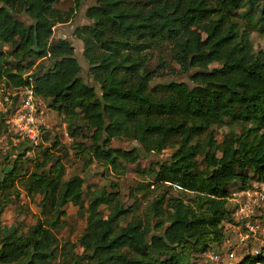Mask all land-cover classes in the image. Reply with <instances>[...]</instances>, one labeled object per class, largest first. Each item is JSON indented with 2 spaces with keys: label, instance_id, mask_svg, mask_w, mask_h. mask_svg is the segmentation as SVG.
I'll return each instance as SVG.
<instances>
[{
  "label": "trees",
  "instance_id": "1",
  "mask_svg": "<svg viewBox=\"0 0 264 264\" xmlns=\"http://www.w3.org/2000/svg\"><path fill=\"white\" fill-rule=\"evenodd\" d=\"M54 2L0 0V87H29L47 100L86 166L96 161L121 172L146 154L171 150L149 167L152 179L134 188L160 189L137 211L121 204L113 182L84 197L83 177L64 178L65 146L56 138L43 146L49 138L40 125V159L30 171L22 169L30 161L24 151L1 162L0 214L20 192L40 198L33 224L7 228L0 220V264H195L237 223L231 194L264 186V46L254 49L249 39L250 29L264 33V0H95L84 13L88 23L73 33L98 94L79 76L73 44L52 38L54 25L82 0L66 11ZM169 74L190 84L154 82ZM222 127L218 142L215 128ZM114 138L136 146L112 147ZM66 204L85 226L74 242L60 243L55 232ZM231 264H264V254L242 248Z\"/></svg>",
  "mask_w": 264,
  "mask_h": 264
},
{
  "label": "rangeland",
  "instance_id": "2",
  "mask_svg": "<svg viewBox=\"0 0 264 264\" xmlns=\"http://www.w3.org/2000/svg\"><path fill=\"white\" fill-rule=\"evenodd\" d=\"M93 5H95V0H82L81 6L79 8L74 9L73 13L66 22L54 25L52 29V38H66L73 44L74 54L80 65L79 76L81 77L84 83L92 85L95 88L96 93L98 94L97 85L92 82L87 72V63L84 61L80 54L81 42L76 39V37L74 36L75 34L73 33V30L76 27L88 23L84 13L87 7ZM53 6L60 10L66 11L69 8H73V2L72 0H55ZM16 17L24 24H28L30 22L27 16L23 13L17 14ZM249 39L254 49H260L264 46V33H260L256 30L250 29ZM2 48L6 49L7 46H3ZM158 54L159 52L156 51L155 56H157ZM161 55L164 57V59H168L167 54L161 53ZM48 63V60H42L43 66H47ZM156 63L157 59L154 57L149 61L148 65L149 67L153 68L155 67ZM171 65L175 69H177V66L174 65L172 62ZM34 66L35 64L29 68L27 73L33 70ZM167 80L183 81L190 84L187 77L181 74H169L164 76L162 79L156 78L154 82H162ZM38 102L41 104V108L43 109V113L40 116L42 121L41 125L43 131L46 133V135H48L49 138V141H43V146H49L50 142L54 138L58 140L59 144L65 146L67 150V156L65 157L64 161V178H67L73 174H77L83 177L84 197H86L91 190L95 191L102 188L103 186H105L106 190H110V186L108 183L113 182L116 184V187L113 190H116L118 192V199L120 200L121 204L124 207L130 205H137V211H139L142 207L147 204L148 201L151 200L154 194L160 191V189L158 188L154 189L153 186H149L148 189L144 190L143 192H138L136 194L134 188L138 185V183L142 181L149 182L152 179V177L147 173L149 167H155L156 162L166 160L170 153V148H165L160 152H151L143 157H140L134 163L124 164V168L121 172H114L110 169H106L103 167V165H101V163L96 161H93L91 164L86 166L83 160L78 158L77 155H74V150L70 147L71 139L66 133V125L63 115L58 113L55 109L49 107V102L47 100H41L40 98H38ZM215 129V139L219 142L220 135L221 133L226 131V128L222 127ZM77 140L80 139L77 138ZM109 145L112 147L129 149L131 147L136 146V143L125 138H114L110 141ZM2 148L6 149L2 150ZM12 150L13 147L10 145L9 141L4 139L0 141V169H2L3 164L1 165V162H3V158L5 157V155H7L8 153H14V150L15 154L24 151V156L28 157L27 159H30V161L24 160L22 165V169L26 170V172L31 170L33 161L40 159V157L38 158L39 152L36 153V151L40 150L37 149L36 146L24 147L23 145H18L13 151ZM10 159L12 158L9 157V160ZM169 192L172 194L177 193L174 188L170 189ZM39 198V195H35L32 198H28L24 195L23 192H20L18 198H15L14 201L8 203L3 208V211L0 214V220L2 224L7 228L13 227L14 224L17 223H23L26 226L33 224L35 221V216L38 212L37 202ZM134 198H137L135 202ZM64 209L66 215L63 218V226L60 230L55 232V235L60 243L64 241L74 242L76 237L82 232L85 226V219L84 217H81L77 214V208L71 204H66ZM98 209L101 215H106L107 210L103 205L100 206ZM254 217L259 222L260 227L262 229L256 234H254V236H250L247 243L251 249L261 251L264 254V200L262 201L259 211L256 212ZM238 229L241 228L238 227ZM232 233L233 231L229 230V238L232 243H235L236 240L235 238H233L234 233ZM77 251H80V248H78ZM234 261H232V263H234ZM195 264L203 263H201L199 259L195 262Z\"/></svg>",
  "mask_w": 264,
  "mask_h": 264
},
{
  "label": "built area",
  "instance_id": "3",
  "mask_svg": "<svg viewBox=\"0 0 264 264\" xmlns=\"http://www.w3.org/2000/svg\"><path fill=\"white\" fill-rule=\"evenodd\" d=\"M0 113H2L5 132L0 136L1 140H7L15 148L18 145L24 147L36 146L40 140L41 114L43 109L29 87L4 88L0 87ZM6 148H2L5 150ZM14 153L11 156L14 157ZM264 186L258 188H246L231 194L230 201L235 204L233 216L236 224H228L233 231L232 243L227 233L222 245L218 248H210L201 253L200 262L203 264H231L236 260L237 251L244 248L245 252L255 254L247 245L250 236H254L262 228L253 217L264 200ZM240 227L241 229H238ZM231 246V249H228Z\"/></svg>",
  "mask_w": 264,
  "mask_h": 264
}]
</instances>
